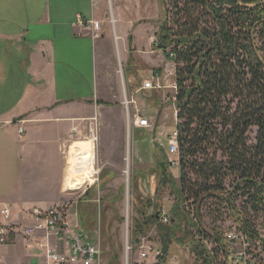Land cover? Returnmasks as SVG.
Instances as JSON below:
<instances>
[{"label":"trees","instance_id":"1","mask_svg":"<svg viewBox=\"0 0 264 264\" xmlns=\"http://www.w3.org/2000/svg\"><path fill=\"white\" fill-rule=\"evenodd\" d=\"M163 5L154 45L175 63L176 91L171 96L177 123L164 135L167 147L155 145L151 169L157 174V197L168 188L173 202L168 223L157 216L160 205L136 220L132 234L158 226L156 248L161 253L156 264L165 263L175 242L184 239V246L195 255L194 264H213L216 259L222 262L221 254L227 253L219 223L229 215L240 230L262 240L256 222L262 218L264 227V45L259 43V35L264 37V0H170V4L163 0ZM135 80V87L141 86V76ZM156 94L163 96L157 90L149 98L162 110ZM254 127L257 134L252 141ZM157 128L158 124L155 137ZM174 131L179 179L168 160ZM237 202L243 204L242 211ZM145 205L153 206L150 199ZM80 221L89 230V222ZM134 238L139 243L138 236Z\"/></svg>","mask_w":264,"mask_h":264},{"label":"crops","instance_id":"2","mask_svg":"<svg viewBox=\"0 0 264 264\" xmlns=\"http://www.w3.org/2000/svg\"><path fill=\"white\" fill-rule=\"evenodd\" d=\"M13 1L0 0V205L11 209L15 221L29 223L26 211L62 201L69 136L79 132L84 111L99 110V135L105 142L110 130L105 110L115 108L122 115L123 105L103 96L114 98L118 93L125 98V84L142 78L141 69H150L149 75L164 69L158 66L166 56L154 45L157 58L147 54L136 61L137 47L154 44L158 31L153 24L156 14L148 16L143 8L147 0L134 3L133 10L129 9V0H110V4L108 0H34L33 5H28V0H17V5L8 4ZM90 21H98L99 28L95 29ZM148 31L151 41L146 39ZM144 39L147 42L143 44ZM85 55L93 65L94 98L84 97L75 76L66 71L71 66L68 63L73 69H81ZM166 60L164 66L172 63L171 71L175 72L174 61ZM106 65L111 66L110 70ZM139 115L144 116L137 113L136 117ZM116 126L121 137L122 119L116 121ZM115 139L118 141L117 132ZM80 143H75V149ZM108 146L107 140L104 155L117 157V149ZM70 181L67 189L72 188ZM54 244L59 250L67 246L63 241ZM37 249L35 241L18 235L12 243H0V264H34V258L38 264H46L45 255Z\"/></svg>","mask_w":264,"mask_h":264},{"label":"rangeland","instance_id":"3","mask_svg":"<svg viewBox=\"0 0 264 264\" xmlns=\"http://www.w3.org/2000/svg\"><path fill=\"white\" fill-rule=\"evenodd\" d=\"M17 1V0H16ZM16 1L8 2V4L17 5ZM24 1V0H19ZM55 2V0H53ZM139 0H129L128 6L129 9L133 10L135 5L138 4ZM150 1V2H149ZM147 0L144 9L149 15H155L156 18L153 20V24L158 30L160 21L163 18L165 7L163 5V0ZM166 4H170V0H164ZM110 4V0H108ZM28 5H33L34 0H28ZM36 5H39V2L36 1ZM144 4V3H143ZM157 5V6H156ZM157 7V9H156ZM127 9V7L125 6ZM150 31L146 37L147 40H150ZM260 38V46L264 45V37ZM141 39V37H140ZM144 39V43H146ZM156 39L153 37V40ZM155 42V40H154ZM113 44V41H112ZM137 52L135 54L136 61L140 62L142 55H153L152 57L157 58V53L154 52V44L148 42L142 47H137ZM155 60V59H154ZM136 61L133 62L136 68ZM156 61V60H155ZM162 61H167L165 57L162 58ZM158 62V61H157ZM163 62L158 67L163 66V70L160 72V84L161 88H142L143 81L151 77V74L147 73L150 69L144 68L141 69L142 83L139 90H134L136 80H134L131 85H126L127 95L122 99L118 93H114V98L112 96L104 95V99L111 98L112 102H121L123 106L120 115L117 109H106L105 116L107 122L109 121V136L104 138L105 142L101 140L102 126L98 122L99 110L93 108V111H84V117L82 125L79 129V132L72 133L69 136L68 148H67V160H66V178L63 191L64 195L60 202V205L69 203L70 210V219L72 224L79 225L91 238V240L97 241L101 244L102 255H101V264H156L157 257H154L150 253L147 257H142V251L147 252L149 245L156 248L159 243V228L157 225L153 224L145 228L142 235L132 234V230L135 228L136 220H142L144 216H148L156 211L158 207L166 208L170 207V204L173 202V198L170 194V189L166 188L162 190V193L157 197V194L154 192L156 189L154 176L157 174L154 171V147L157 144H162V146L167 147V142L164 139V135L172 131L176 127V107L173 104L175 88V78L174 71H171V68H174V65L171 63L164 66ZM71 66L67 68V74L75 76V83L77 87H81L82 94L84 97H95L93 89V65L92 62L88 59V56L83 57L81 69H73L72 63H68ZM132 64V65H134ZM142 64V62H141ZM66 66H63L64 69ZM108 70L111 66L106 65ZM157 67V68H158ZM120 70V65H119ZM124 68V77L126 78V69ZM132 68V67H131ZM140 68V67H139ZM168 69L167 71L165 70ZM145 70V71H144ZM175 73V72H174ZM144 76V77H143ZM117 77V76H116ZM3 80V78H0ZM73 80V79H72ZM71 81V79H67ZM10 82L11 79H10ZM126 78V83H127ZM133 84V85H132ZM131 86V88H130ZM155 90V91H154ZM160 90L163 96L156 94L157 97H161V102L163 104V109H157L152 106L151 95L154 92ZM116 92V90H115ZM100 97V95H99ZM133 99L136 102H132ZM117 100V101H115ZM94 101V99L92 100ZM106 101V100H104ZM124 101V102H123ZM129 101V103H128ZM109 102V101H108ZM124 104H123V103ZM157 106V105H156ZM119 109V108H118ZM120 110V109H119ZM141 113L146 116L151 124V127L148 128H135L133 124V119L137 118L136 114ZM120 116H122L120 118ZM123 122V132L120 137V128L116 126V121ZM158 124L156 131V137L154 136V127ZM118 133V141L115 139V134ZM257 134V129L254 127L251 130L250 136L252 141H255ZM99 135V138H98ZM91 136H95V153L96 161L95 168L96 172L93 175V182L90 179L85 180L81 188L76 189L74 187H68L67 182L71 180L72 167L70 165L71 155L75 153V143L78 141L83 142L84 139H88ZM115 139L114 141H109V139ZM110 150L116 148L117 157L111 158L105 156L103 148L107 145ZM75 141V142H74ZM115 143V144H114ZM72 147V149H71ZM170 148V146H169ZM107 150V149H106ZM72 151V153H71ZM113 152V151H112ZM120 152V153H119ZM111 153V151H107ZM105 154V155H104ZM175 158V157H173ZM154 166L152 169L151 167ZM173 174L175 178L179 179V169L177 167L173 168ZM155 174V175H154ZM155 176V177H156ZM154 185L152 188L150 187ZM45 183V182H44ZM41 183L40 185H43ZM232 179H229L227 185L230 186ZM91 185V186H90ZM56 195V194H55ZM145 196V198H141ZM60 198V197H59ZM151 200L153 206L147 207L145 204L148 200ZM162 199V200H160ZM158 203V205H154ZM57 205V204H56ZM59 205V204H58ZM240 207H243V204L239 203ZM142 209L145 213L141 214L139 211ZM251 213V212H250ZM80 218H84L89 222L90 228L85 229L81 224ZM209 218H206V223H209ZM226 227L235 228V222L226 218L225 220ZM263 221L262 218L257 219L256 224L259 225ZM133 235V236H132ZM178 235V234H177ZM138 236L139 243H136L135 238ZM180 237V236H178ZM181 238V237H180ZM185 242V239H184ZM183 240L182 243L178 241L175 242L176 245L172 246L169 257L167 261L163 264H194L195 255L190 251L189 246H184ZM145 244L147 247L145 249H139L140 244ZM34 264H38L37 259H33Z\"/></svg>","mask_w":264,"mask_h":264},{"label":"built area","instance_id":"4","mask_svg":"<svg viewBox=\"0 0 264 264\" xmlns=\"http://www.w3.org/2000/svg\"><path fill=\"white\" fill-rule=\"evenodd\" d=\"M80 18V23L86 25L85 20ZM95 29L99 28L98 21H90ZM142 88H161L160 73L153 71L151 77L143 81ZM137 127H151L147 117L139 115L134 119ZM22 130V129H21ZM178 132L174 131L169 139L170 156L169 163L179 169V147ZM175 157V158H173ZM154 185L151 182L150 187ZM154 192L156 193L155 189ZM237 207L242 211L239 203ZM155 212V211H154ZM160 221L168 223L170 220L169 209L165 206L156 211ZM25 215L30 220L29 223L15 221L12 217L11 209L6 205H0V243L5 245L15 241L21 235L29 242L35 241L38 251L43 253L47 259L46 264H101L103 253L101 244L91 240L89 235L79 227L73 225L70 219L69 203L53 205L48 208L32 207L26 211ZM229 220L235 222V228L226 227L222 222V232L225 237L227 253H222V262L219 259L213 264H259L264 262V227L263 223L257 225L259 238L252 239L244 231L240 230L232 215ZM43 237V240L39 239ZM55 241H63L67 244L66 248L59 250L54 244ZM212 249L213 244L207 242ZM139 249H145V244H140ZM142 257H147L150 253L157 257L161 252L159 249L149 245L147 252L143 250Z\"/></svg>","mask_w":264,"mask_h":264},{"label":"bare ground","instance_id":"5","mask_svg":"<svg viewBox=\"0 0 264 264\" xmlns=\"http://www.w3.org/2000/svg\"><path fill=\"white\" fill-rule=\"evenodd\" d=\"M94 149L95 136H91L88 139L86 138L83 142L77 144L76 151L71 155V161L69 162L72 167V177L70 181L72 187L80 188L84 181L88 179L93 182V175H95L96 172L94 166L96 153Z\"/></svg>","mask_w":264,"mask_h":264}]
</instances>
